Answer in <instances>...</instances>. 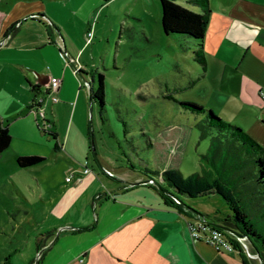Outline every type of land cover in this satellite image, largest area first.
<instances>
[{
    "label": "rangeland",
    "instance_id": "rangeland-1",
    "mask_svg": "<svg viewBox=\"0 0 264 264\" xmlns=\"http://www.w3.org/2000/svg\"><path fill=\"white\" fill-rule=\"evenodd\" d=\"M169 1L185 6L180 0ZM160 18V0H0V41L13 36L14 43L26 44L45 30L58 31L71 47L84 51L83 89L88 93L95 86L91 77L96 82L98 75H103L105 86L101 117L97 105L88 100L89 143L84 151L78 147L58 151L49 134L52 129L45 126L46 135L37 130L34 114L26 117L32 124H17L27 141L13 142L0 154V264H34L41 234L56 224L54 213L77 196L64 193L79 187L78 177L83 186L89 177H97L93 180L97 194L116 187L121 174L158 168L160 179L163 164L167 171L188 178L205 167L201 156L209 143L198 145L195 131L190 135L174 126L179 118L164 99L172 96L202 106V96L208 97L196 84L202 69L190 52L165 36ZM88 31L92 37L86 44ZM38 122L42 127L43 121ZM148 140L155 145L153 151L147 149ZM18 156L46 161L20 169ZM177 196L201 214L219 212L225 217L228 213L226 202L216 194ZM260 253L264 258V250Z\"/></svg>",
    "mask_w": 264,
    "mask_h": 264
},
{
    "label": "crops",
    "instance_id": "crops-1",
    "mask_svg": "<svg viewBox=\"0 0 264 264\" xmlns=\"http://www.w3.org/2000/svg\"><path fill=\"white\" fill-rule=\"evenodd\" d=\"M209 7L203 39L206 69L196 83L208 97L199 103L264 148V0H209ZM13 39L0 41V124L11 137L9 147L27 141L16 126L32 124L26 117L41 109L43 117L34 113L36 128L39 119L49 122L58 151H84L91 90L87 93L81 82L87 75L84 51L50 29L26 44ZM53 78L61 86L51 92ZM163 167L162 172L167 170ZM94 179L89 177L83 186L78 177L79 187L65 191L78 194L54 213L56 224L41 234L34 264H243L238 250H216L193 239L188 224L195 221L168 207L156 187L128 186L147 176L121 174L116 187L97 194ZM205 215L223 217L219 212ZM243 256L247 264L258 261Z\"/></svg>",
    "mask_w": 264,
    "mask_h": 264
},
{
    "label": "trees",
    "instance_id": "trees-1",
    "mask_svg": "<svg viewBox=\"0 0 264 264\" xmlns=\"http://www.w3.org/2000/svg\"><path fill=\"white\" fill-rule=\"evenodd\" d=\"M181 1L186 6L197 8L199 13L189 11L169 0H160L161 29L165 36L178 43L181 50L190 52L192 59L201 66L203 74L206 69L203 39L210 16L209 0ZM93 85L95 86H91L90 90V104L97 105L101 117L105 96L103 75H98ZM164 99L171 103L168 108L179 118L174 126L182 133L187 132L190 135L195 131L198 145L209 143L207 152L201 156L205 167L188 178H183L176 170L163 171L160 179H157L154 169L135 173L160 180L168 188L164 191L175 199H178L177 195L194 198L216 194L221 197L227 204L228 213L219 218L201 213L202 217H199L190 212L186 205L179 206L169 198L161 196L168 207L187 220L201 223L206 230L214 229V225H221L237 231L246 238L250 252L257 254L264 264L260 253V249L264 250V148L239 127L221 120L208 108L178 102L172 96ZM43 123L38 129H42L46 135L44 129L45 126L49 127V122ZM124 125L126 127L125 123ZM49 134L54 138L52 132ZM147 142V149L153 151L155 145L150 140ZM10 143L7 127L0 124V154L8 150ZM153 159L156 161L155 157ZM45 161L38 156H21L16 159V166L25 169ZM133 169L135 168H128L130 171ZM219 231L234 246V250L240 252L243 264H247L239 242L222 230Z\"/></svg>",
    "mask_w": 264,
    "mask_h": 264
},
{
    "label": "built area",
    "instance_id": "built-area-1",
    "mask_svg": "<svg viewBox=\"0 0 264 264\" xmlns=\"http://www.w3.org/2000/svg\"><path fill=\"white\" fill-rule=\"evenodd\" d=\"M92 33L90 31L87 32L86 34V44H88L91 40ZM64 57L66 58V54L62 52ZM75 71H77L75 69ZM61 86V80L57 78H53L49 82V91L53 92L56 91L60 88ZM41 104V101L38 102ZM32 113L35 115H40L43 117V113L41 109H32ZM69 182V180L67 179ZM188 229L190 232V235L193 239L198 240V239H203L206 244L209 246L215 248L216 250L223 249L225 251L231 252L234 250V246L225 239V237L222 235V233L214 228V229H205L203 228V225L201 223H195V224H189ZM207 233V235H205Z\"/></svg>",
    "mask_w": 264,
    "mask_h": 264
},
{
    "label": "water",
    "instance_id": "water-1",
    "mask_svg": "<svg viewBox=\"0 0 264 264\" xmlns=\"http://www.w3.org/2000/svg\"><path fill=\"white\" fill-rule=\"evenodd\" d=\"M40 87H43L42 84H39ZM143 185H152L154 187L157 188V190L165 197L169 198L170 200H172L175 204L179 205V206H183L184 204L178 200V199H175L174 197L170 196L168 193H166L164 190L161 189V186L159 183H157L154 179H146V180H143V181H137V182H134V183H130L128 186L129 187H135V186H143ZM189 211L192 212L193 214L199 216V217H202V215L200 213H198L197 211L189 208ZM214 228L216 229H219V230H222L223 232H225L226 234L230 235L231 237H233L234 239H236L239 244L241 245V247H243V252L245 253V256L252 260V258H255L256 260H259L262 263V260L258 257L257 254H251L248 246H247V241H246V238L243 237L241 234H239L237 231L235 230H232L230 228H226V227H223L221 225H214Z\"/></svg>",
    "mask_w": 264,
    "mask_h": 264
},
{
    "label": "bare ground",
    "instance_id": "bare-ground-1",
    "mask_svg": "<svg viewBox=\"0 0 264 264\" xmlns=\"http://www.w3.org/2000/svg\"><path fill=\"white\" fill-rule=\"evenodd\" d=\"M252 259H255V258H252Z\"/></svg>",
    "mask_w": 264,
    "mask_h": 264
}]
</instances>
